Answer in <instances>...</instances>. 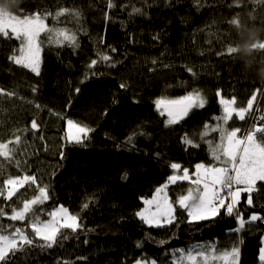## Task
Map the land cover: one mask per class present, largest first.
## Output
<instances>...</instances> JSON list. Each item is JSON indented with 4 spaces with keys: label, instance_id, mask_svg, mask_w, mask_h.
I'll return each instance as SVG.
<instances>
[{
    "label": "trees",
    "instance_id": "trees-1",
    "mask_svg": "<svg viewBox=\"0 0 264 264\" xmlns=\"http://www.w3.org/2000/svg\"><path fill=\"white\" fill-rule=\"evenodd\" d=\"M115 4L109 10L107 0H23L19 9L26 13L78 8L87 30V34L77 32L75 50L67 44L42 45L39 76L8 59L19 41L0 39V88L16 93L0 96V142L14 139V133L22 137L15 153L19 165L0 157V186L9 177L35 176L40 187L47 186L50 197L42 207L51 211L62 205L78 214L83 226L62 246H26L25 252L9 253L6 264H136L142 259L172 264L175 249L214 242L221 252L231 249L238 235L243 237L240 264H260L264 222L236 233L237 220L223 210L213 219L189 223L186 212L177 208L176 221L164 228L149 227L136 215L144 200L151 199L173 174L170 163L190 172L198 163H214L205 141L215 144L217 133L204 140L200 133L221 115L218 90L224 98L235 97L237 106H246L259 89L256 106L264 114V84L245 74L236 59L217 55L234 45L235 33L228 21L245 8L233 6L234 0H115ZM243 5L264 16V3L243 0ZM133 7L144 14L130 17ZM60 19L70 29L79 27L67 17ZM46 22L53 24L51 17ZM98 50L112 60L100 62ZM259 57L264 58V50ZM92 60L97 64L89 69ZM111 62L116 66L108 67ZM193 89L207 98L205 107L167 126L168 118L155 102L177 99ZM33 119L39 130L31 129ZM68 120L93 129L83 146L66 139ZM248 125L246 119L235 126L245 130ZM140 132L144 134L136 135L135 147L129 150L124 141ZM186 135L199 147L186 146ZM186 189L185 184H177L170 195L176 200ZM36 195L37 187L27 184L11 201L0 197V208L11 214L13 207L19 209ZM246 196L242 194L239 205L245 220L253 212L264 216V188L253 193L254 207L246 205ZM93 197L88 208H82ZM0 223L20 227L27 221L22 225L0 217ZM162 240L167 243L161 245ZM138 242L143 247H137Z\"/></svg>",
    "mask_w": 264,
    "mask_h": 264
},
{
    "label": "snow or ice",
    "instance_id": "snow-or-ice-1",
    "mask_svg": "<svg viewBox=\"0 0 264 264\" xmlns=\"http://www.w3.org/2000/svg\"><path fill=\"white\" fill-rule=\"evenodd\" d=\"M6 3L16 7L17 12L6 11L0 8V39L12 40L20 42L18 48L14 49L8 59L24 69H28L36 76L40 75L41 51L42 45L63 47L67 44L75 50L79 47L77 32L87 30L81 24L83 12L78 8L61 7L55 12L44 10L26 13L19 6L15 5V0H5ZM170 2V0H169ZM264 3V0H257ZM236 8L241 7L240 0H234ZM115 0H107V8L110 10L115 8ZM134 14L143 15L140 8L133 7L129 12L131 17ZM105 19H108V13H104ZM234 15L229 21L232 26ZM51 17L53 24L49 26L46 22ZM61 17H67L68 22H74L79 25L75 30L66 26ZM65 24V26H61ZM44 34V39H41ZM100 43H103L101 38ZM264 50V44L260 45ZM115 52L116 49H111ZM100 62L105 63L112 60L107 54L97 51ZM219 56H225L236 59L234 55V46L229 45L226 51L217 53ZM155 63V61H153ZM97 60H92L88 65L89 69L96 66ZM108 67H115V62L107 63ZM188 71L195 77L196 73L191 68ZM85 73V78H88ZM91 75H96L92 72ZM125 88V84L120 85ZM36 92V87L32 88ZM79 92V89H76ZM257 89L251 98L247 101L246 106H237V99L224 98L221 91H217L219 104L221 105V115L213 117L216 123L205 124L200 133L201 140L210 135L212 132L217 133L216 143L205 141L208 144V151L214 163L205 165L198 163L194 166V170L190 172L188 168H183L179 163H170L169 167L173 170V174L167 178V182L156 189L152 199H145L144 204L147 206L143 210L138 211L136 215L149 227L164 228L170 226L176 221L177 207L185 210L189 223L207 221L219 216L221 210L228 216H234L238 222V227L234 230L240 233L248 226L250 231L255 222H264V216L253 212L249 218L245 220L243 213L240 211L242 194L246 193V205L254 207L253 193H259L264 188V124L257 121H264V114L256 116V112L260 109L257 107L254 111V103L257 96L260 95ZM7 95L9 97L16 95L15 92H6L0 88V96ZM207 98L197 89L187 93L177 99L157 100L158 109L163 108L161 115L168 116L166 125L179 124L184 120L193 109H203L207 104ZM34 104V107L41 109V105L34 101H27ZM237 121H249V125L245 127L241 133V127L233 125L229 127V121L233 118ZM68 133L66 139L76 144L84 145V141L88 138L89 133L93 129L87 126H81L72 120L67 121ZM31 129L39 130V125L33 119L30 125ZM73 129L75 130L73 132ZM144 133H133L124 141L125 145L131 148L135 147L136 135ZM14 135V139L7 142H0V157L5 161H15V153L21 144L22 137ZM42 139V137H41ZM186 146L193 148L199 147V144L190 139L187 135L183 137ZM13 145V147H9ZM61 158L63 155L61 154ZM178 181H187L189 187L184 194L179 195L175 201L171 200L167 194L169 184H176ZM260 182V187H258ZM26 184L37 187L38 195L31 199L25 200L22 207L11 209V214L0 208V217H6L9 221H27L26 225L17 227L15 224L4 225L0 223V264H6L9 259V253L15 255L17 252H25L27 248L38 247L40 249H51L53 247L62 246V242L68 239L69 235L83 230V226L79 222V215L71 213L66 207L60 205L48 211L42 207L45 201L49 200L47 186L40 187L35 176L23 175L17 177H9L0 186V197L11 201L20 188ZM19 199V197H17ZM93 198H88L82 208L87 209ZM42 217H46L42 218ZM67 230V231H62ZM38 241H42L39 243ZM87 241H85L86 243ZM161 245L167 241H160ZM243 243V237L237 236L236 242L231 249L217 252L214 242L207 244H193L189 248H178L172 252V264H240V245ZM262 246L259 249L258 259L260 264H264V238L261 240ZM27 246V248H26ZM137 247H143L142 242L137 243ZM80 259H86L81 257ZM63 264H70L69 261H63ZM136 264H157L155 260H137Z\"/></svg>",
    "mask_w": 264,
    "mask_h": 264
},
{
    "label": "clouds",
    "instance_id": "clouds-1",
    "mask_svg": "<svg viewBox=\"0 0 264 264\" xmlns=\"http://www.w3.org/2000/svg\"><path fill=\"white\" fill-rule=\"evenodd\" d=\"M21 3L23 0H15V5L19 6ZM240 4L245 10L238 12L232 23V30L235 33L234 55L245 74L264 84V58L259 57L260 45L264 44V16H257L254 12L248 11L243 5V0H240ZM0 8L13 11L16 7L5 0H0Z\"/></svg>",
    "mask_w": 264,
    "mask_h": 264
},
{
    "label": "rangeland",
    "instance_id": "rangeland-1",
    "mask_svg": "<svg viewBox=\"0 0 264 264\" xmlns=\"http://www.w3.org/2000/svg\"><path fill=\"white\" fill-rule=\"evenodd\" d=\"M41 55V54H40ZM257 101V100H256ZM258 106H256V102L254 103V111H255V109L257 108ZM259 115H262L261 113H260V111L259 112H256V116L258 117ZM247 119V118H246ZM215 123H216V121H214ZM244 123L246 122V121H243ZM243 122H241V121H237L236 119H235V117L233 118V120L232 121H229V124H228V126L229 127H232L233 125H236V124H239V123H243ZM263 123H264V121H262ZM68 131H69V129H67V133H68ZM75 130L73 129V132H74ZM244 132V130H241V133H243ZM214 134H216L215 132H212L210 135H208V136H206L207 138H211V137H213L214 136ZM205 137V138H206ZM177 184H185L186 185V188H188L190 185H189V183L187 182V181H178L176 184H169L168 185V188H167V194H168V196H169V198L171 199V200H173V201H175L173 198H172V196L170 195V193H171V188L173 187V186H175V185H177ZM27 185V184H26ZM25 185V186H26ZM20 189H22V188H20ZM19 189V190H20ZM18 193V192H17ZM154 197V196H153ZM152 197V198H153ZM151 198V199H152ZM145 207H147L145 204H144V208ZM143 208V209H144ZM177 208H179V207H177ZM142 209V210H143ZM176 213H177V210H176ZM176 213H175V215H176ZM256 223V222H255ZM147 225V224H146ZM148 226V225H147ZM165 227H167V226H165ZM155 228V227H154ZM212 243V242H211ZM215 245H216V250H217V244L215 243ZM219 253V252H218Z\"/></svg>",
    "mask_w": 264,
    "mask_h": 264
},
{
    "label": "water",
    "instance_id": "water-1",
    "mask_svg": "<svg viewBox=\"0 0 264 264\" xmlns=\"http://www.w3.org/2000/svg\"><path fill=\"white\" fill-rule=\"evenodd\" d=\"M163 109V108H162ZM165 115L167 116V114L165 113ZM167 118H168V116H167Z\"/></svg>",
    "mask_w": 264,
    "mask_h": 264
}]
</instances>
